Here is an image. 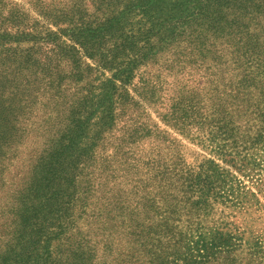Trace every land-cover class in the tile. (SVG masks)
I'll list each match as a JSON object with an SVG mask.
<instances>
[{
    "label": "trees",
    "instance_id": "1",
    "mask_svg": "<svg viewBox=\"0 0 264 264\" xmlns=\"http://www.w3.org/2000/svg\"><path fill=\"white\" fill-rule=\"evenodd\" d=\"M186 43L202 67L219 65V44L233 67L229 122L205 140L221 163L197 172L146 111L155 82L134 86L142 67ZM258 80L264 0H0V182L12 167L19 178L0 264H207L202 228L184 244L178 225L219 205L261 206L233 175L264 165ZM36 132L42 144L32 137L20 151ZM210 245L238 247L222 234Z\"/></svg>",
    "mask_w": 264,
    "mask_h": 264
},
{
    "label": "rangeland",
    "instance_id": "2",
    "mask_svg": "<svg viewBox=\"0 0 264 264\" xmlns=\"http://www.w3.org/2000/svg\"><path fill=\"white\" fill-rule=\"evenodd\" d=\"M9 1L20 4L28 2V0ZM190 47L187 43L182 44L179 47L180 50L176 49L161 54L156 65L149 64L142 67L139 77L134 81V86L136 85L138 94H141L144 88L140 81L147 79L155 82V97L143 103L146 111L160 129L178 141V152L185 162L197 172L198 168L208 160L221 163L216 154L212 152L213 148L209 143H205V140L210 130L217 131L218 127L229 122L225 111L231 105L225 101L223 78L233 70V67L228 59L229 53L225 52L226 49L219 44L216 48H211L214 52L217 50L224 52L219 65L208 61L209 63L203 67L202 60L190 56ZM211 57L212 54L209 59ZM179 62L183 63L179 64ZM260 84L259 89L264 88V82L262 81ZM250 94L263 107L258 93L250 91ZM32 137H38L42 144L41 134L36 132L25 141L23 146H18L20 151L30 146ZM218 143L223 145L220 139ZM29 151L27 150V152ZM21 154L25 157L23 153ZM263 168L264 165L256 166L254 172L245 174H243L244 172H233L234 183L240 185L243 190L253 188V192L258 194V199L263 200L264 186L262 182L260 183L261 180L264 183ZM249 169H252V166ZM16 172L17 169L10 168L8 174H4L0 182V247L9 241L8 235L13 229L11 228L9 210L12 207L14 195L9 191L12 186L16 187L19 184V178L14 179ZM255 203V200H250L244 204L245 207L236 209L227 208L225 205L216 206L213 212L202 217L201 222H198L194 215L184 217L183 222L178 225L180 227L179 239L184 244L188 242L189 238L197 242L196 231L198 228H202V246L205 245L202 249L205 251L202 250L201 255L206 257L213 255L207 264H264V200L261 206H257ZM188 219L191 221L187 222ZM196 222L200 223L201 227L197 226ZM217 234H222V237L230 239L233 244L238 246L233 253L229 255L226 253L217 254V249H211L210 244ZM257 246L260 247L259 252L255 250ZM195 255L198 254L195 253ZM197 260L203 259L198 258Z\"/></svg>",
    "mask_w": 264,
    "mask_h": 264
}]
</instances>
